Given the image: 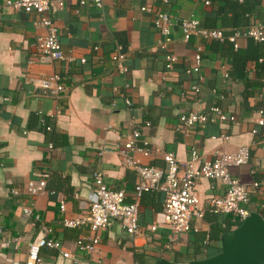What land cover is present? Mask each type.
<instances>
[{"label":"crops","instance_id":"obj_1","mask_svg":"<svg viewBox=\"0 0 264 264\" xmlns=\"http://www.w3.org/2000/svg\"><path fill=\"white\" fill-rule=\"evenodd\" d=\"M4 1L0 0V264H23L29 243L39 234L59 241L78 264L159 260L187 264L219 253L220 237L225 234H220L225 228L222 220L228 217L210 213L208 202L222 196L224 188L206 180L195 187L203 216L190 221L188 232L172 233L162 222L161 196L148 192L139 201L136 236L129 237L112 222L95 233L99 244L92 254L77 251L75 241L90 233L63 228L61 219L87 210L94 199V171L101 172L108 188L122 190L125 201L132 200L136 175L118 153L132 131L139 133L135 145L149 151L146 157L133 152L132 158L158 169L164 167L161 156L166 152L185 162L190 145L203 161L212 160L215 152L248 147L247 164L230 167L228 172L248 187L257 184L244 208L264 220V127L255 124L258 112L264 111V101L258 99L264 95V46L239 40L242 57L232 62L227 46L183 40L177 27L180 19L192 16L204 28L229 33L249 14L250 25H264V0H210L208 6L195 0H103L101 10L82 8L75 13L73 5L52 9L50 17L65 60L48 65L32 60L34 38L42 32L32 27L35 16L7 10ZM145 6L173 18L167 44L152 27L153 14L140 11ZM116 44L123 46L126 55L124 74L109 60ZM198 44L202 45L200 80L185 73ZM166 55L176 57L169 71L164 69ZM53 73L63 86L56 98L32 83ZM194 85L197 93L191 90ZM211 106L234 116V121L207 124L183 136L178 116L205 112ZM252 129L256 134H250ZM219 134L228 135V141L217 140ZM101 149H105L102 155ZM29 179L43 180L46 191L60 193L64 212H59L55 196L25 195L23 184ZM30 204L38 222L22 216L21 208ZM151 226L154 232L149 231ZM225 229L226 233L234 229L229 220ZM39 258V264H70L55 250L42 249Z\"/></svg>","mask_w":264,"mask_h":264},{"label":"built area","instance_id":"obj_2","mask_svg":"<svg viewBox=\"0 0 264 264\" xmlns=\"http://www.w3.org/2000/svg\"><path fill=\"white\" fill-rule=\"evenodd\" d=\"M200 1L202 5L208 6L210 0ZM163 3L166 1L163 0ZM68 5L75 6L74 12L79 9L91 8L101 10L103 0H5L4 8L12 12H22L24 14H33L35 16L32 27L42 32L34 38L33 44V61L41 65H48L55 62L65 60L58 42V30L54 26L50 17L52 9L62 10ZM140 11L152 13V27L154 31L162 37L164 44L170 41L172 28L175 26L173 18L166 12L153 11L150 6L141 7ZM180 36L183 40L197 39L203 43L217 41L219 43L227 40L232 44V48H238L239 40L250 39L254 43L264 44V25H250L244 29L233 30L232 33L225 37L223 30L219 28L207 29L200 25L199 21L190 16L180 19L178 23ZM162 44V47H164ZM201 48L198 44L194 47L193 64L185 71L186 74H194L199 77V69L201 62ZM95 49V48H94ZM125 52L123 46L116 44L112 49L109 60L117 68L120 74L126 72L124 66ZM80 63H84L80 59ZM176 63L174 55H166L164 57V69L171 70L173 64ZM226 78V75H224ZM33 86L42 90L43 93L50 97H57L63 90L60 84V76L53 73L47 77H38L32 80ZM191 90L197 93L198 85H194ZM258 99L264 101V95H258ZM128 105L129 102L125 100ZM234 121L232 115H226L220 107L211 106L205 112L186 113L178 116V122L182 125L181 133L186 136L190 131L197 127L207 124L223 125ZM258 127H264V111L258 112V119L255 122ZM144 126H149L147 122ZM49 131V128H45ZM250 134H256L255 129ZM139 133L132 131L129 140L122 145V149L118 151L122 163L125 167L130 168L136 175V183L132 191V200L125 201V193L118 189L108 188L104 182L101 172L94 171L91 174V183L93 187L94 199L88 204L87 210L77 217L62 218L61 226L66 229H86L89 235L79 237L75 241L77 251L92 254L99 244V239L95 235L96 232L106 230L112 222H117L121 230L129 237L138 234V205L142 194L153 192L161 196V218L172 233H185L190 230V221L192 219H201L203 216L200 203L195 195V187L200 180L211 181L220 184L223 188V195L211 198L208 202V211L214 215H223L228 217L229 222L237 227L238 223L243 221L248 215V211L244 206L248 203L250 189L257 187L256 183H252L250 187L241 183L237 179L230 176L228 169L230 167H240L248 162L249 149L246 146L237 148L232 153L215 152L212 160L203 161L197 151V148L190 145L187 150V160L179 163L173 153L166 152L161 156L164 167L158 169L151 166L140 165L135 161L131 153H140L148 156L149 151L144 147L135 145ZM229 136L219 134L217 140L228 141ZM50 148V145H48ZM105 149L100 150V155ZM11 194L16 195L14 190ZM23 193L30 198L43 195L55 196L58 202L59 212H64V197L54 191H46L45 181L43 180H27L23 184ZM22 216L25 218L32 217L34 221H39V215L33 213L32 205L23 206L21 208ZM233 229V230H234ZM149 231L154 232L155 227L151 226ZM1 233V231H0ZM9 243H5L7 246ZM42 249L57 251L60 257L68 261L70 264H78V261L68 251H65L61 243L45 235H37L28 245L25 260L23 264H39L40 251ZM132 264H137L136 262Z\"/></svg>","mask_w":264,"mask_h":264},{"label":"water","instance_id":"obj_3","mask_svg":"<svg viewBox=\"0 0 264 264\" xmlns=\"http://www.w3.org/2000/svg\"><path fill=\"white\" fill-rule=\"evenodd\" d=\"M216 255L187 264H264V220L258 213L249 215L231 232L220 237ZM155 264H172L159 260Z\"/></svg>","mask_w":264,"mask_h":264},{"label":"trees","instance_id":"obj_4","mask_svg":"<svg viewBox=\"0 0 264 264\" xmlns=\"http://www.w3.org/2000/svg\"><path fill=\"white\" fill-rule=\"evenodd\" d=\"M209 5H210V3H209ZM250 15L251 14H249L247 17H245V22L244 23H242V24H237V25H234V26H232V28H231V30L229 31V33H225L224 32V30H223V35L225 36V37H227V36H229L231 33H232V31L233 30H237V29H244V28H246V27H248V26H250V21H251V17H250ZM221 29V28H220ZM222 30V29H221ZM246 41H251L250 39H246ZM211 43H214V44H216V45H219V46H223V45H225V46H227V51H226V53H227V57H230L231 59H232V62L233 61H235L236 59H238V58H240V57H242V54H241V52L239 51V49L237 48L236 50H234L233 48H232V44L231 43H229L227 40H224L223 42H221V43H219V42H217V41H212ZM261 45H263L264 46V44L263 43H260ZM245 58L244 59H248L249 57L248 56H244ZM238 72H242L241 71V68H239L238 69ZM233 118H234V116H233ZM235 119V118H234ZM45 128H46V126H44V130H45ZM227 219V218H226ZM222 220V222L225 224V228H226V226H227V220ZM240 223H238V225H239ZM237 225V226H238ZM224 228V230H222L221 231V233L220 234H222V233H226L228 230L227 229H225Z\"/></svg>","mask_w":264,"mask_h":264}]
</instances>
